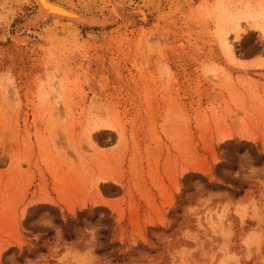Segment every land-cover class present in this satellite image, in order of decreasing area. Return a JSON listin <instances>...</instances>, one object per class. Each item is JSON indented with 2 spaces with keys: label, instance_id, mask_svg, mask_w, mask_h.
I'll return each instance as SVG.
<instances>
[{
  "label": "rangeland",
  "instance_id": "374dc122",
  "mask_svg": "<svg viewBox=\"0 0 264 264\" xmlns=\"http://www.w3.org/2000/svg\"><path fill=\"white\" fill-rule=\"evenodd\" d=\"M54 1L104 21L0 0V264H264V0Z\"/></svg>",
  "mask_w": 264,
  "mask_h": 264
},
{
  "label": "bare ground",
  "instance_id": "6f19581e",
  "mask_svg": "<svg viewBox=\"0 0 264 264\" xmlns=\"http://www.w3.org/2000/svg\"><path fill=\"white\" fill-rule=\"evenodd\" d=\"M37 8L35 10V12L31 15H29L25 21H23L22 25L24 26H37L41 21L49 19V18H53L56 20H65L68 23H81V24H86V25H98L103 23L104 20H99L93 16H89L86 14H83L81 12H78L74 9H71L59 2H56L54 0H34ZM128 0H118L117 2L115 1V5L113 4V6L111 7V12L115 10L116 11H120L124 6V4L127 2ZM110 13V14H111ZM113 14V13H112ZM108 18L107 16H104V18ZM239 22V20H238ZM238 22H236L234 24V27H231L234 31L240 29L239 28V24ZM257 22V21H254ZM255 26L260 28L262 31V35L264 36V26L263 25H259L258 23H255ZM231 29V30H232ZM227 32L228 30L224 31L223 33V44L225 46V48L228 50V53L232 54V46L230 44V42L227 39Z\"/></svg>",
  "mask_w": 264,
  "mask_h": 264
}]
</instances>
